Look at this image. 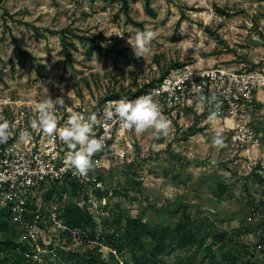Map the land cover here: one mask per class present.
<instances>
[{
    "label": "rangeland",
    "instance_id": "374dc122",
    "mask_svg": "<svg viewBox=\"0 0 264 264\" xmlns=\"http://www.w3.org/2000/svg\"><path fill=\"white\" fill-rule=\"evenodd\" d=\"M129 4L126 13L121 0H0V94L63 97L69 103L75 95L92 104L114 95L132 97L179 66L264 72V0H151L156 17L146 11L145 0ZM143 30L154 32L155 38L144 58H137L127 41ZM245 121L262 134L258 160L263 161L262 101ZM193 127L200 132L186 137ZM175 128L159 139L152 130L129 132L133 151L104 174V221L114 224L122 216L121 234L126 218L168 225L190 215L203 225L204 249L167 254L166 264L187 255L195 256L196 264H207L205 247L214 233L252 228L253 233L237 240L249 246L237 264H264V238L256 244L264 220V179L247 166L253 154L235 150L220 120L210 123L208 115L187 109ZM217 135L225 147L213 146ZM221 190L223 196L218 195ZM62 194L55 193L52 203L76 205L73 194ZM98 225L99 234L112 231ZM96 246L86 242V248L81 243L74 248L85 252ZM103 246L108 261L111 247ZM215 250L216 264H226ZM116 257L126 264L129 254Z\"/></svg>",
    "mask_w": 264,
    "mask_h": 264
},
{
    "label": "built area",
    "instance_id": "2783aa9c",
    "mask_svg": "<svg viewBox=\"0 0 264 264\" xmlns=\"http://www.w3.org/2000/svg\"><path fill=\"white\" fill-rule=\"evenodd\" d=\"M262 90L264 72L221 65L205 69L185 65L171 70L138 96L152 94L159 101L163 114L171 121L169 133L174 131L175 122L187 109L209 117L213 106L209 105L208 99L216 96L222 102L217 119L230 134L231 146L235 150L242 148L246 153H252L247 166L264 179V160H258L262 134L245 121L246 114L251 113L258 103L257 95ZM118 99L89 104L73 95L71 103L64 98V105H57L54 109L58 128L64 127L69 116L75 113L85 117L97 116L93 134L95 138L103 139L104 148L92 157L95 171L89 172L87 178H80L73 175L67 163V156L74 150L69 149L58 134L48 136L31 127L37 116L35 108L45 99H17L0 94V115L11 125L7 143L0 144V224L7 222L16 228L17 249H25V256L34 263L58 264L63 254L76 250L74 245L86 242L99 244L89 239L85 230L69 227L63 219V206L49 202L47 197L51 192L59 196H63L62 193L73 194L75 187L77 194L72 196L76 199L75 206L90 212L97 222L102 223L106 196L99 198L97 193L105 192L107 188L104 174L113 166L124 163L127 154L133 151L134 141L128 137L131 130L123 129L115 120L105 121L103 117L106 102ZM21 132H28V138L21 139ZM120 144H123L122 148ZM261 156L264 158V153ZM258 161H261V166H258ZM262 206L264 218V198ZM262 223L258 245L264 236L261 235L264 220ZM68 238L73 240L72 244Z\"/></svg>",
    "mask_w": 264,
    "mask_h": 264
},
{
    "label": "trees",
    "instance_id": "16d2710c",
    "mask_svg": "<svg viewBox=\"0 0 264 264\" xmlns=\"http://www.w3.org/2000/svg\"><path fill=\"white\" fill-rule=\"evenodd\" d=\"M121 1L124 11L129 13V0ZM132 1L135 2L136 0ZM145 7L149 15L152 17L157 16L156 10L151 5V0H145ZM135 23L142 26L140 23ZM25 25L30 26L28 23H25ZM66 39V36H62V40L65 41ZM161 80L162 78L158 81ZM153 84L154 83L150 84L149 87ZM141 93L134 94L133 97ZM116 98H120V96L114 95L105 99ZM197 132H200V130H196L195 127L190 128L186 137L193 136ZM219 189H222V186H219ZM76 194V188L74 187L73 195ZM97 194L99 198L103 197V193L98 192ZM218 195L223 196V191L221 190ZM47 199L49 202L53 201L52 192L48 195ZM105 209H107V206ZM63 210V219L69 227L85 230L89 234V239L99 243L93 250L81 252L79 249H76L66 252L61 258L64 264H119L120 261L116 257V254H118L119 258H124L127 253L129 254V259L125 261L126 264L129 262L132 264H166L165 257L167 254L177 252L189 253L194 250L197 251L198 254L199 251L204 249V240L202 236L203 225L193 222L191 216L188 214L175 224L168 225H150L145 223L140 217L126 218V223L121 234L119 230L123 222L122 216L119 217L114 224H112L111 221H104L103 219L102 223L105 225L106 229H112V231L107 233L108 230H105L106 232L104 234H99L98 222L90 212L78 206H66ZM262 224H260L259 229H261ZM253 232L252 228L242 227L232 233L227 231L214 233L211 236V244L205 247L208 258L207 264H216L217 257L215 254V247H217V251L226 264H237L242 255H247L249 253V246L244 244L241 245L237 240ZM17 240L18 234L16 233V228L11 227L7 222L1 223L0 264H39L34 263L31 258L25 256V249H17ZM68 241L72 244L73 240L68 238ZM103 244L111 247V250L107 252L108 261H106V256L104 254L105 250L101 249ZM82 246L86 248V243H82ZM176 264H196V258L191 255L179 257ZM201 264H204V262ZM245 264L255 263L247 261Z\"/></svg>",
    "mask_w": 264,
    "mask_h": 264
},
{
    "label": "clouds",
    "instance_id": "9594fccd",
    "mask_svg": "<svg viewBox=\"0 0 264 264\" xmlns=\"http://www.w3.org/2000/svg\"><path fill=\"white\" fill-rule=\"evenodd\" d=\"M154 38V32L143 30L138 31L134 38L128 39L127 43L137 58H144L150 51V44ZM203 99L201 97V100ZM208 103L213 106L208 120L210 123H214L219 116L222 102L216 96H212L208 99ZM57 105L60 107L64 105L63 97H57L55 100L48 97L39 103L35 108L37 116L32 121L31 127L48 136L58 134L59 139L69 149L74 150L67 156V163L73 170V175L87 178L89 172L95 171L92 157L104 148L103 139H97L93 134V128L98 123L97 116L92 114L85 117L83 114L75 113L69 116L64 127L58 128L54 112ZM103 117L105 121L115 120L120 123L123 129L134 130L137 134L152 130L157 139L167 137L171 129V121L163 114L159 101L154 99L152 94L141 95L135 99L109 100L104 106ZM10 135V122L0 115V144L7 143ZM28 136V132L20 133L21 139H27ZM212 143L217 148L226 146L219 135L213 138ZM157 147V145H153L154 150ZM77 148L78 150H76Z\"/></svg>",
    "mask_w": 264,
    "mask_h": 264
},
{
    "label": "crops",
    "instance_id": "0c3cea01",
    "mask_svg": "<svg viewBox=\"0 0 264 264\" xmlns=\"http://www.w3.org/2000/svg\"><path fill=\"white\" fill-rule=\"evenodd\" d=\"M257 97H258V102L259 101H264V90H262V91H260L259 93H258V95H257ZM263 97V98H262Z\"/></svg>",
    "mask_w": 264,
    "mask_h": 264
}]
</instances>
